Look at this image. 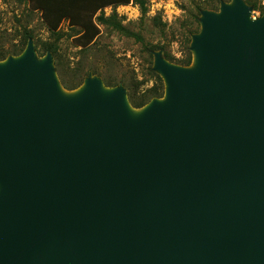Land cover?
Returning a JSON list of instances; mask_svg holds the SVG:
<instances>
[{
    "label": "water",
    "instance_id": "1",
    "mask_svg": "<svg viewBox=\"0 0 264 264\" xmlns=\"http://www.w3.org/2000/svg\"><path fill=\"white\" fill-rule=\"evenodd\" d=\"M250 12L202 11L198 70L156 52L170 103L137 123L126 88L99 78L61 102L31 40L0 62V264H264V17Z\"/></svg>",
    "mask_w": 264,
    "mask_h": 264
},
{
    "label": "rangeland",
    "instance_id": "2",
    "mask_svg": "<svg viewBox=\"0 0 264 264\" xmlns=\"http://www.w3.org/2000/svg\"><path fill=\"white\" fill-rule=\"evenodd\" d=\"M45 1L54 7L44 8ZM81 1L86 5L81 4ZM81 1L76 0L74 6L66 7L67 0H0V54H7L5 60L17 57L13 54L20 51L26 36L31 35L35 60L40 63L43 58H47L48 53L40 57L39 50L44 43L58 40L59 33L57 46L63 76L67 84L76 87L74 91L81 88L87 79L99 78L103 83L105 80L123 87L134 83L138 85L135 94L142 96L157 86L155 74H159L154 70L156 52L163 57L169 56L173 65L186 60L191 54L190 66L197 64L200 68L191 50L194 35L190 36L193 31H198L196 34L201 31V25L198 26L194 18L198 8L216 15L221 13L223 6L235 4V0H143L146 11L142 13L134 0L127 5L102 9L97 7L108 2L126 0ZM241 1L251 9V23L264 17V0ZM114 13L129 32L140 35L143 41L115 30L98 19L102 15L109 18ZM86 47L87 51H82ZM156 47H159L158 51H154ZM52 61L56 70L53 55ZM57 77L62 85L58 74ZM162 81L165 95L166 84ZM154 101L156 99L150 103Z\"/></svg>",
    "mask_w": 264,
    "mask_h": 264
},
{
    "label": "trees",
    "instance_id": "3",
    "mask_svg": "<svg viewBox=\"0 0 264 264\" xmlns=\"http://www.w3.org/2000/svg\"><path fill=\"white\" fill-rule=\"evenodd\" d=\"M134 1H136V3L139 4L142 13H145L146 8H145V3L143 2V0H134ZM131 2H132V0L114 1V2H108L107 4H104V5L99 6V7H97V6H95V7L99 8V9H102L104 7L113 6V5H119V4H126L127 5V4H130ZM72 3H74V4H72ZM75 4H76V0H72V1L71 0H67L66 7L74 6ZM81 4L86 5L85 2H82V1H81ZM43 7L44 8H49V7H54V6L52 5V3L48 2V1H45L43 3ZM40 9H42V7ZM203 10L204 9H202V8H198L197 14L194 17L195 18V23L198 26L200 25V17H201V13H202ZM98 19L103 24L108 25V26L114 28L115 30H118L120 32L128 33L129 35H131L132 37L136 38L140 42L143 41L142 38L140 37V35H137V34L129 32L123 26V24L120 21H118V17H117L116 13H114L109 18H105L104 15H102ZM197 32L198 31L191 32L190 36L195 35ZM57 36L60 39V34L59 33L57 34ZM31 38H32L31 35H27L23 47L20 49L19 52H15L13 54V56H19L20 54H22L24 52V50H25V47H26V44H27L28 40H30ZM59 39L56 40L55 42L44 43L43 44V48L39 50V55H40V57H43L48 52H50L54 56V58H55V66H56V73L58 74L62 85L64 86V88L66 90L73 91V90L76 89V87H72L69 84H67V82L65 81L64 76H63V69L61 68V63H60L59 48L57 46V41H59ZM158 48L159 47H156V49L154 51H158L159 50ZM87 49L88 48L86 47L82 51H87ZM6 57H7V54H5V53L4 54H0V61H4L6 59ZM164 58L167 61L172 62V59L169 56H165ZM191 62H192V56L190 54L189 57L186 60L179 61V62H177L175 64L179 65V66H182V67H189L191 65ZM86 76H87V74H85V77ZM155 78H156V83H157L156 85L157 86L152 88V89H150V90H148L142 96H137L135 94L136 91L138 90V85H135L134 83H131L128 87H125L127 92H128L129 102L131 103L133 108L141 109V108L145 107L147 104H149L150 101H152L153 99H162L163 98V95H164V84H163L162 78L159 75H157V74H155ZM104 84H105L106 87H109V88H114V87H117L119 85V84L111 83V82H108V81H105V80H104Z\"/></svg>",
    "mask_w": 264,
    "mask_h": 264
},
{
    "label": "bare ground",
    "instance_id": "4",
    "mask_svg": "<svg viewBox=\"0 0 264 264\" xmlns=\"http://www.w3.org/2000/svg\"><path fill=\"white\" fill-rule=\"evenodd\" d=\"M192 69L198 70V65L197 64L194 65ZM86 90H87V87L85 85H83L81 88L77 89L76 91L73 90L72 92H69L65 90L64 88L60 87L58 89V97H59V100L63 103L78 102L82 100V98L85 95ZM113 94H114V90L108 89L104 86L100 88L99 97L102 100L110 99L113 96ZM162 102L164 106L170 103L169 91L167 93L166 98ZM123 107H124V110H125V113L128 119L133 123H137L143 120L147 114V111L149 110V107H146L141 110H134L126 100L123 103Z\"/></svg>",
    "mask_w": 264,
    "mask_h": 264
}]
</instances>
